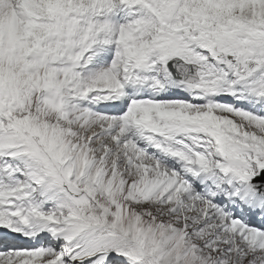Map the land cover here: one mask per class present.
Instances as JSON below:
<instances>
[{"label":"snow or ice","instance_id":"snow-or-ice-1","mask_svg":"<svg viewBox=\"0 0 264 264\" xmlns=\"http://www.w3.org/2000/svg\"><path fill=\"white\" fill-rule=\"evenodd\" d=\"M0 264H264V0H0Z\"/></svg>","mask_w":264,"mask_h":264}]
</instances>
